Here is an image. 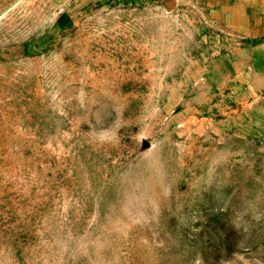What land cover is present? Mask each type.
<instances>
[{
  "label": "rangeland",
  "instance_id": "obj_1",
  "mask_svg": "<svg viewBox=\"0 0 264 264\" xmlns=\"http://www.w3.org/2000/svg\"><path fill=\"white\" fill-rule=\"evenodd\" d=\"M0 264H264V0H0Z\"/></svg>",
  "mask_w": 264,
  "mask_h": 264
}]
</instances>
